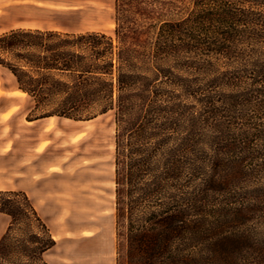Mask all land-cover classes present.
<instances>
[{
	"label": "trees",
	"instance_id": "1",
	"mask_svg": "<svg viewBox=\"0 0 264 264\" xmlns=\"http://www.w3.org/2000/svg\"><path fill=\"white\" fill-rule=\"evenodd\" d=\"M187 1L165 20L175 2L115 0L114 35L11 30L0 65L34 120L113 114L116 264H264L241 230L264 210L244 180L264 167V0ZM0 213V264H47L56 240L28 195L0 191Z\"/></svg>",
	"mask_w": 264,
	"mask_h": 264
},
{
	"label": "rangeland",
	"instance_id": "2",
	"mask_svg": "<svg viewBox=\"0 0 264 264\" xmlns=\"http://www.w3.org/2000/svg\"><path fill=\"white\" fill-rule=\"evenodd\" d=\"M27 1L34 0H0V36L11 31L20 18L45 17L43 12L15 6ZM51 1L76 7L47 15V20L72 30L93 28L102 31L93 33L114 35L115 0ZM160 1L176 5L158 6L165 20L182 18L190 7L187 0ZM141 23L145 29L155 22ZM141 35L145 38L148 34ZM149 35L154 34L151 31ZM32 107L10 71L0 65V191L25 192L52 228L56 246L44 259L53 264H116L119 239L113 114L88 121L58 117L34 120L29 116ZM244 180L249 186L264 185V167ZM253 215L254 220L241 229L242 233L264 239V210ZM8 224L5 216L0 238Z\"/></svg>",
	"mask_w": 264,
	"mask_h": 264
},
{
	"label": "crops",
	"instance_id": "3",
	"mask_svg": "<svg viewBox=\"0 0 264 264\" xmlns=\"http://www.w3.org/2000/svg\"><path fill=\"white\" fill-rule=\"evenodd\" d=\"M16 7L20 8L21 10L26 9L28 12L34 11V12H43V14L45 15L44 18H38L36 16H25L24 18H20L18 20V23L13 26L12 28H10L9 30H17V29H25V30H42V31H58V32H65V33H93V32H102L101 30H97V29H93V28H89V29H80V30H72L69 28H65V27H61L60 25L53 23L52 21L47 20L46 16L50 15V14H59L62 11H70L72 10V8H75L76 5H64V4H59L56 3L55 1H51V0H34L31 2H20L17 5H15ZM5 224V215L0 213V235H1V231L3 229V225ZM48 227L50 228V226L48 225ZM52 234H53V230L52 228H50ZM55 233V232H54ZM64 235H67L64 234ZM55 238V235H53ZM50 251H48L45 254V258L47 256V254H49ZM47 264H53L51 261L46 260Z\"/></svg>",
	"mask_w": 264,
	"mask_h": 264
}]
</instances>
